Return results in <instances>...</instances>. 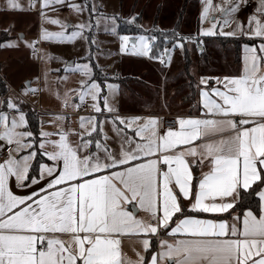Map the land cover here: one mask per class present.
Masks as SVG:
<instances>
[{
  "label": "snow or ice",
  "instance_id": "1",
  "mask_svg": "<svg viewBox=\"0 0 264 264\" xmlns=\"http://www.w3.org/2000/svg\"><path fill=\"white\" fill-rule=\"evenodd\" d=\"M65 3L40 0L41 17L48 20L43 10ZM248 3L204 0L200 22L210 26L195 35L164 33L163 46L153 34L158 29L144 28L137 15L100 13L95 0L67 4L77 13L90 12L88 22L48 20L75 30L41 29V39L81 38L90 45L88 60L96 45L90 33L101 21L106 33L118 36L121 54L147 57L164 67L177 50L186 55L189 45L203 54L204 37H247L259 43L243 45L242 74L200 77L201 117H177L178 127L164 131L159 117L121 116L111 102L119 85L98 82L90 63L66 61L62 69L84 77L73 90L79 101L74 106L92 101L94 114L80 117L77 130L59 127L53 133L41 127L34 133L22 102L11 97L0 101L6 109L0 110V150L8 148L0 160V264H264V0H256L244 22L235 14ZM9 8L22 10L15 0H9ZM121 20L136 32L119 34ZM21 42L35 51V42L22 35L2 46L19 47ZM39 90L26 82L24 94ZM106 123L113 136L105 131ZM73 135L75 143L69 139ZM109 140L118 147L110 148ZM242 190L258 197V212L234 215ZM223 213L231 223L223 216L203 215ZM161 236L171 239H159L154 247L153 238ZM133 238L140 245L139 251L133 249L135 260L123 251L124 240Z\"/></svg>",
  "mask_w": 264,
  "mask_h": 264
},
{
  "label": "rangeland",
  "instance_id": "2",
  "mask_svg": "<svg viewBox=\"0 0 264 264\" xmlns=\"http://www.w3.org/2000/svg\"><path fill=\"white\" fill-rule=\"evenodd\" d=\"M15 2L20 5L22 10H13L9 8V0H0V83L2 87L0 101L11 97L18 103L22 102L20 107L23 112L33 113L40 122L46 120L47 125L60 120L66 127H68L66 122L67 124L72 123V128L78 125L80 116L67 117V112L79 111L73 104V101L76 100L73 90L79 89V82L84 77L79 72H63L62 69L65 67L64 62L66 61H75L80 64L90 63L97 75L98 82L104 84L106 81L117 85L120 83L122 87H125L124 97L128 99V95L131 96L129 101L135 100L139 103V100L145 99L148 105H151L156 101L168 103L178 87H185L190 82L197 83L202 73L230 72L233 68L219 66V64H223V61L239 59L238 45L235 41L227 42V44L217 40L204 41L203 54L189 45L186 55H182L179 50L174 53L171 65L166 69L158 61L150 60L147 57L121 54L118 36L110 32L106 33L104 21H101L99 28L94 27L90 33V36L95 37L96 45L91 47V60H88L86 58L89 56L90 45L89 42L81 38L71 42L41 39V29L52 33L65 31L66 34L75 30L72 27L61 28L60 24H53L48 20L56 19L62 24L68 25L88 22L90 12L77 13L67 6L68 3L83 4L84 0H66L64 5L49 6L43 10L48 20L40 15V0H36L34 8L29 7L32 0H15ZM92 2L93 0H89V4ZM95 3L100 6V13L109 16L119 14L121 17L128 18L137 15V23L146 29L172 30L176 25L179 26L182 34L195 35L200 27L208 28L210 26L208 21L202 25L200 22L204 0H95ZM212 3L222 5L224 0H212ZM253 11L254 7L242 6L235 16L237 19L247 22L248 15ZM210 14L219 15L217 12ZM231 27H226L224 30L230 31ZM119 34L122 33L119 32ZM21 35L24 41H34L35 49L40 44V48L37 46L39 54H35L22 42L19 47L5 48L2 46L7 41H17ZM239 39L249 40L247 37ZM206 60L210 61V66L204 63ZM56 69H61V71L57 72ZM46 71L47 78L45 79ZM64 77L66 79H63ZM26 82H30L31 88L40 89V98L31 99L30 93L24 94ZM120 90L124 91L119 85V92L111 101L116 108L117 100H120L122 94ZM105 92H107L106 87ZM57 93H59V97ZM66 93L68 95H65ZM18 94H21L26 101L20 100ZM65 100L68 101L67 110L65 109ZM175 102L176 99L172 101V104ZM76 103L79 101L76 100ZM91 103L90 99H86L83 113L94 114L90 107ZM160 103L156 106H159ZM168 106H170L168 107L169 111H175L171 104ZM38 107L40 110L37 111ZM0 110L6 109L0 108ZM10 115H15V113ZM40 125L42 126V124ZM0 143L4 142L0 141Z\"/></svg>",
  "mask_w": 264,
  "mask_h": 264
},
{
  "label": "crops",
  "instance_id": "3",
  "mask_svg": "<svg viewBox=\"0 0 264 264\" xmlns=\"http://www.w3.org/2000/svg\"><path fill=\"white\" fill-rule=\"evenodd\" d=\"M258 43H259L258 40L252 41V43H250L249 45L254 46V45H258ZM244 44H242V46H241L240 58L238 60H234V59L227 60V61H223L222 62L223 64H219V66H225V67L233 68L232 70H230V72L221 71L218 74L217 73L212 74V73L207 72V73H202L200 77H223V76H237V75L242 74L243 66H244L243 57L245 55L244 49H243ZM209 62L210 61H208V60L204 61V63H207V65L210 66ZM166 69H167V67H166ZM192 77H194V76H192ZM199 79L200 78H198V82H199ZM198 82L197 83H191V86L189 83V84H186L185 87H182V88L178 87V89L175 90L176 93H174L171 96L168 103L165 102V104H164V103H160L159 101L158 102L156 101V102H152L151 105L150 104L148 105V103L146 102L145 99L139 100L140 101L139 103L136 102L135 100L129 101V98L131 96L128 95L129 96L128 99L124 97L125 87H122V85L119 83L120 87L124 91L120 90L122 94L120 96L121 97L120 100H117V109H118L119 114L121 116H129V117L130 116H142V117L155 116V117H159L161 115H172L175 118H177V117L200 118L201 117V97L199 95V89L197 88ZM184 88H185V90H182ZM128 91H130V90H128ZM174 99H176V102L174 104H172V101ZM158 103H160L159 106H156ZM169 104H171L172 107L175 108V111H173V112L169 111V109H168V107H170V106H168ZM105 115L107 116V113ZM81 116H89V114L81 115ZM100 119L103 120L104 117H100ZM44 121L46 123H43L42 126L39 125V130H40V127H43V129L45 131L55 133L58 131L59 127H63L64 129H68V127L72 126V123L67 124V122H66V125L68 126V127H66L63 124L62 120L56 121L55 123H51L48 125H47V121L46 120H44ZM40 124H41V122H40ZM111 127L112 126L109 123H106L104 125L105 131L108 133L109 136H113V133L111 132ZM71 129L77 130L78 125L74 126L73 128L71 127ZM39 130H38V132H39ZM53 139H58V136H54ZM69 139L73 143H75L78 138L73 135V136H70ZM107 143H108L110 148H117L118 147L117 143H114L113 140H109ZM0 144H2V143H0ZM37 159L42 160L44 162H47L46 157H38ZM35 162L36 161H33V164ZM207 170H208L207 167H205L203 169V171H207ZM199 174H200V169L197 168L195 170V175L199 176ZM134 203L135 202H133V204ZM128 207H129V210H132V205H129ZM247 210H250V209H247ZM229 211H231V210H229ZM242 213L243 212H239V211L235 210L234 215H241L242 216ZM139 215L142 217L145 216V214L142 211H139ZM203 215L205 218H211V217L216 216V215L223 216L224 218L228 219L229 222L231 223V218L228 216L227 213L203 214ZM159 239H171V237H165V236L154 237L152 240V244L156 248L159 247V245H158ZM134 248L137 251L140 250V245H139V243H137L135 241L134 238L131 240H129V239L124 240L123 251L127 254L128 257H130L133 260H135L137 258L135 255V252L133 251Z\"/></svg>",
  "mask_w": 264,
  "mask_h": 264
},
{
  "label": "trees",
  "instance_id": "4",
  "mask_svg": "<svg viewBox=\"0 0 264 264\" xmlns=\"http://www.w3.org/2000/svg\"><path fill=\"white\" fill-rule=\"evenodd\" d=\"M159 30V29H158ZM173 30H176L180 32L179 26L175 25V28L172 30H159V31H154L153 34L157 35L158 40L157 44L160 46H163L164 40H163V34L168 33L169 35ZM119 32L122 34H134L136 32L135 26L134 25H128L123 22V20L119 24ZM181 33V32H180ZM182 34V33H181ZM204 41L211 42V41H220L224 44V42H230V41H235V43L238 45L237 48V55L240 58V52H241V46L244 43H252L251 40H240V39H233V38H224V37H204ZM97 77V75H95ZM0 92H2V87L0 83ZM26 114V118L28 120V127L30 130H32L34 133H38L39 130V125L40 121L39 118L33 115L31 112H24ZM37 161L33 164L34 166L36 165ZM255 187V185H254ZM258 207H259V199L258 197L255 196V194L249 190L248 192H244L243 190L241 191V199L238 201L236 210L239 212H244L247 209H250L254 211L255 213L258 212Z\"/></svg>",
  "mask_w": 264,
  "mask_h": 264
},
{
  "label": "built area",
  "instance_id": "5",
  "mask_svg": "<svg viewBox=\"0 0 264 264\" xmlns=\"http://www.w3.org/2000/svg\"><path fill=\"white\" fill-rule=\"evenodd\" d=\"M255 1L256 0H249V3H248V8H253V7H255ZM39 48H40V44H38L37 45ZM37 46H36V49H35V51H34V53L35 54H39V49L37 48ZM30 98L31 99H33V98H37V97H39L40 98V93H39V91H37V92H35V93H30ZM18 98L20 99V100H25L23 97H22V95L21 94H18ZM26 101V100H25ZM28 102V101H27ZM29 103V102H28ZM68 104L66 105L65 104V109L67 110L68 109ZM85 107H86V105L85 104H83L80 108H79V111H77V112H67V117H72V116H74V115H78V116H81V115H86L85 113H83V111L82 110H84L85 109ZM37 111L38 110H40V108L38 107L37 109H36ZM75 113V114H74ZM159 118H160V125H159V128H160V130L161 131H164V130H166L167 128H169V127H172V128H177L178 127V125L174 122L175 121V117H173V116H159ZM7 152H8V148L7 147H5V148H3L2 150H0V160H3L4 158H6V155H7Z\"/></svg>",
  "mask_w": 264,
  "mask_h": 264
}]
</instances>
